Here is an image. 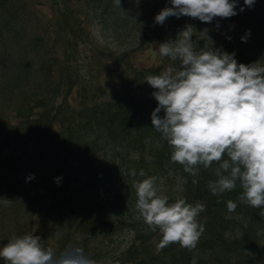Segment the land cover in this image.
<instances>
[{"label":"trees","instance_id":"16d2710c","mask_svg":"<svg viewBox=\"0 0 264 264\" xmlns=\"http://www.w3.org/2000/svg\"><path fill=\"white\" fill-rule=\"evenodd\" d=\"M52 2L47 36L20 41L24 54L18 60L3 53L19 68L8 72L11 66L5 64L0 82L6 107L0 106V234H8L6 221L12 220L1 204L15 201L10 196L16 192L32 213L24 234L35 231L38 218L43 243L57 253L75 245L102 264H264V211L239 202V185L212 195L207 185L216 179V165L201 167L195 176L185 172L170 160L169 145L152 128L157 102L145 77L178 62L159 58L142 64L135 57L192 24L197 47L205 43L197 32L208 28L214 47L235 52L238 62L259 60L264 57V0L211 24L171 17L163 26H154V17L168 0H140L139 5L121 0V7L117 0ZM23 11V0H0V24L13 20L16 25ZM95 26L108 43L96 37ZM249 29L244 43L241 37ZM87 49L90 55L80 59ZM33 50L40 63L34 64ZM25 166L35 175L27 183L15 175ZM172 173L181 179L178 190L170 184ZM149 176L169 202L183 198L205 205L197 217L204 232L194 249L173 243L156 251L161 234L138 218L134 188ZM57 177H62L59 184ZM229 199L238 204L231 213ZM8 240L0 239V246Z\"/></svg>","mask_w":264,"mask_h":264},{"label":"clouds","instance_id":"9594fccd","mask_svg":"<svg viewBox=\"0 0 264 264\" xmlns=\"http://www.w3.org/2000/svg\"><path fill=\"white\" fill-rule=\"evenodd\" d=\"M135 2L139 5L140 0ZM256 2L243 0L241 6L240 0H168L169 6L155 15L154 26H163L171 17L211 24L217 18L237 16ZM117 4L121 7V0ZM193 29L192 24H186L175 39L158 43V57L178 62V66L145 77L157 102L151 113L152 128L169 145L170 160L182 165L185 172L195 176L201 167L216 165V179L207 185L212 195L232 192L239 185V202L264 211V57L247 64L238 62L235 52L214 47L208 28L196 31L199 41L205 42L203 47H197ZM250 36L249 29L241 41L247 43ZM140 175L145 176L143 170ZM34 179L35 175L30 174L26 181ZM54 179L59 184L62 177ZM134 188L138 218L161 234L157 252L173 243L190 250L196 247L204 232L197 220L205 210L203 203L191 204L183 198L169 202L168 196L158 194L156 178L151 176L136 181ZM225 203L230 213L238 206L231 199ZM35 231L13 236L0 246V261L96 264L75 245L57 253L45 246Z\"/></svg>","mask_w":264,"mask_h":264},{"label":"rangeland","instance_id":"374dc122","mask_svg":"<svg viewBox=\"0 0 264 264\" xmlns=\"http://www.w3.org/2000/svg\"><path fill=\"white\" fill-rule=\"evenodd\" d=\"M28 2L26 8V16L22 23L20 25H14V21H11V24L9 27L4 26V23L0 24V55L3 53H7L9 56L15 58H20L24 51L19 45L20 41H24L27 38H34L37 36H43L46 37L47 33L45 30V26L48 24L49 20L48 17L51 15L53 10V2L52 0H25ZM19 29L21 32L20 34L16 32V30ZM96 31L95 34L96 37H99V40L102 44L108 43L110 40L105 39L103 34L100 32H97V27L94 28ZM7 39L11 41L9 43H5L4 39ZM40 50L38 49L37 52ZM91 50H82L80 54V59L88 54L90 55ZM40 54V53H39ZM147 54V55H146ZM36 55V51L33 50L31 52V58L35 60V63H40L41 60L36 61L37 59L33 56ZM91 57L87 58V61H90ZM39 59V58H38ZM144 59V60H143ZM137 60H142V64H149L153 61L154 63H157L159 60V57L156 53V48L151 47L147 53L139 54ZM4 61V58L0 57V65ZM15 66H13L14 68ZM0 106L5 109V104L3 102V99L0 96ZM32 173V168L25 166L22 167L20 170L15 172V175L21 180L23 183H27L26 178ZM181 179L177 174H173L171 176L170 184H173V190H178L181 186L180 184ZM165 187L164 185H162ZM12 200L15 201H8L4 206L10 213H7L12 220L6 221V223H9V232L7 235L5 233L0 234V239H4L5 237H8V239L12 238L13 236H18V234L23 235L29 228L30 221L32 219V213L29 206L26 205V203H23V196L20 194L14 192L11 196ZM34 229L38 231V235L40 237H43V224L41 221L36 218L34 221ZM128 237V236H127ZM129 238V237H128ZM127 243V241H126ZM117 245V244H116ZM113 247V245H111ZM93 260V259H92ZM98 261L94 260L96 264H102L100 263L99 259ZM0 264H3L2 261H0Z\"/></svg>","mask_w":264,"mask_h":264}]
</instances>
